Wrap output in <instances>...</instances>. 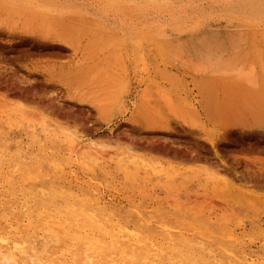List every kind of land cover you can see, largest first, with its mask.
<instances>
[{
  "label": "rangeland",
  "instance_id": "1",
  "mask_svg": "<svg viewBox=\"0 0 264 264\" xmlns=\"http://www.w3.org/2000/svg\"><path fill=\"white\" fill-rule=\"evenodd\" d=\"M46 1L0 0V170L264 264V0Z\"/></svg>",
  "mask_w": 264,
  "mask_h": 264
},
{
  "label": "bare ground",
  "instance_id": "2",
  "mask_svg": "<svg viewBox=\"0 0 264 264\" xmlns=\"http://www.w3.org/2000/svg\"><path fill=\"white\" fill-rule=\"evenodd\" d=\"M6 1L27 7L29 0ZM36 1L40 10L57 12L46 0ZM101 2L107 10L110 6L116 11L118 23L123 24L132 13L127 0ZM253 2L259 4L258 0ZM161 5L166 4L147 0L138 10L144 15L147 9ZM254 12L249 8L238 11L239 18L254 20ZM101 14L105 16V12ZM171 14L170 27L185 29L183 25L187 23L177 19V13ZM182 14L183 20L193 24L192 28L204 21L193 18L187 9ZM87 20L95 23L93 19ZM97 25L104 27L98 22ZM127 33L128 30L124 31ZM8 162L26 170L24 160L18 155H11ZM24 177L26 172L16 179L0 170V264H239L218 247L212 249L203 243L197 249L186 238L162 236L154 233L155 228L140 226L129 230L114 225L107 217L108 210L95 201L56 186L38 187Z\"/></svg>",
  "mask_w": 264,
  "mask_h": 264
}]
</instances>
